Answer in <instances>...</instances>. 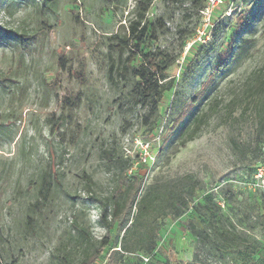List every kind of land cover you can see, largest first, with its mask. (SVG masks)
Instances as JSON below:
<instances>
[{
	"label": "rangeland",
	"instance_id": "374dc122",
	"mask_svg": "<svg viewBox=\"0 0 264 264\" xmlns=\"http://www.w3.org/2000/svg\"><path fill=\"white\" fill-rule=\"evenodd\" d=\"M210 1H151L146 19L155 30L138 55L161 53L162 65L170 63L165 81L171 82L162 104L151 111L129 101L131 81L111 86L106 79V36L124 32L136 0H56L54 13L45 14L39 1L0 0V26L21 25L30 35L21 45L0 31L5 79L0 82V264H67L61 246L74 234L73 220L97 240L106 235L82 190L83 174L104 191L111 185L101 149L130 159L133 170L144 166L140 196L153 187L184 197L191 192L179 218L158 223L151 257L138 263L137 254H125L115 264H264V196L252 186L254 174L264 168V134L258 136L254 117L232 122L217 116L199 138L171 156L207 97L229 82H241L264 60V0H212L217 5L206 20L202 12ZM239 16L245 24L236 31ZM213 29L216 42L199 51ZM229 42L233 49L214 89L169 133L171 121L207 80ZM49 167L60 186L31 213L30 205L41 201L38 188ZM190 224L210 235L223 225L247 244L219 252L212 242L200 244ZM123 234L114 227L109 236L118 246Z\"/></svg>",
	"mask_w": 264,
	"mask_h": 264
},
{
	"label": "trees",
	"instance_id": "16d2710c",
	"mask_svg": "<svg viewBox=\"0 0 264 264\" xmlns=\"http://www.w3.org/2000/svg\"><path fill=\"white\" fill-rule=\"evenodd\" d=\"M31 1L40 2V11L43 14L54 13L56 0ZM151 1L136 0L133 19L123 30L124 32L106 36L108 41L106 79L111 86L131 81V87L127 93L129 101L133 106H150L151 111H155L162 104L165 93L170 90L171 82L165 81L164 71L170 63L162 65L161 53L155 50L138 55L145 38L155 30V23L146 19ZM6 12L10 14L8 7ZM244 24L245 17L239 16L235 23V30H241ZM0 31H4L7 35L12 34L21 45H24L30 37L28 29L21 25L14 29L0 26ZM216 32L217 30L213 29L209 42L201 46L199 51L212 48L218 38ZM232 49L233 42H229L226 54L222 52L220 60L209 73L207 80L201 84L187 107L171 121L169 133L214 89L215 77L227 65ZM126 52H128L127 55H125ZM4 80L0 75V82ZM236 112H239V115L234 118L233 115ZM221 115L225 121L232 122L252 116L259 129L258 136L264 134V60L241 82H229L223 91H215L207 97L204 107L190 119L179 134L178 144L173 147L171 156H174L179 148L199 138L210 122ZM169 133L163 137V142L169 140ZM100 159L105 161L102 168L110 175L111 185L107 191H104L90 175L83 174L82 190L95 207L96 225L103 229L106 235L97 240L87 227L73 220L71 227L74 234L68 238L69 244L61 246V259L67 264H99L103 259H105L104 264H115L116 260L118 263L122 262L125 254H137L136 261L139 263L143 258L151 257L157 247L158 223L163 219L179 218L187 208V200L191 192L188 191L187 196L184 197L175 190L153 187L140 196L144 177L140 171L144 166L133 170V162L120 157L113 149H101ZM58 186L60 184L57 175L49 167L48 172L42 174L38 188L41 201L37 199L31 204L30 212L35 213L46 201L48 193L57 189ZM260 194L264 196V193ZM26 219L30 220L31 216L28 215ZM114 227H118L124 233L118 246L109 236ZM189 230L200 244L212 242L219 252L247 244L246 239L223 225L209 231L211 235L207 230H199L194 224L189 225ZM160 264L169 263L164 261Z\"/></svg>",
	"mask_w": 264,
	"mask_h": 264
},
{
	"label": "built area",
	"instance_id": "2783aa9c",
	"mask_svg": "<svg viewBox=\"0 0 264 264\" xmlns=\"http://www.w3.org/2000/svg\"><path fill=\"white\" fill-rule=\"evenodd\" d=\"M217 5V1H210L208 3L207 8L205 9L204 12H202V15L204 16V19L208 20L209 16L211 14V10ZM197 42H202L201 37H198L196 39ZM195 43V42H194ZM253 188L257 191H260L264 193V168H260L256 171L254 174V183H253Z\"/></svg>",
	"mask_w": 264,
	"mask_h": 264
}]
</instances>
